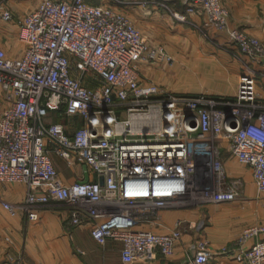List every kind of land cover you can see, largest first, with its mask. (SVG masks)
Segmentation results:
<instances>
[{"label":"built area","instance_id":"2783aa9c","mask_svg":"<svg viewBox=\"0 0 264 264\" xmlns=\"http://www.w3.org/2000/svg\"><path fill=\"white\" fill-rule=\"evenodd\" d=\"M155 4L182 24L200 13L201 32L227 35L247 59L235 97L183 96L143 85L141 60L174 61L163 48L147 46L121 11L86 0H42L19 18L0 3V24L15 29L20 46L9 54L0 45L7 104L0 113V184L26 189L21 203L2 202V208L35 223L40 209L58 206L68 213L69 229L87 227L100 245L122 243L124 264L174 255L182 223L158 233L164 212L238 198L242 184L227 172L223 150L250 169L264 194V101L257 92L264 72L254 67L264 64V40L229 30L223 0H183L184 11ZM53 114L63 123H48ZM78 119L82 125L71 130ZM51 155L82 166L86 179L64 183ZM263 233V226L251 227L236 253L219 254L264 264ZM188 250L191 264H210L215 256L205 239Z\"/></svg>","mask_w":264,"mask_h":264},{"label":"crops","instance_id":"0c3cea01","mask_svg":"<svg viewBox=\"0 0 264 264\" xmlns=\"http://www.w3.org/2000/svg\"><path fill=\"white\" fill-rule=\"evenodd\" d=\"M88 1L123 12L147 46L163 48L173 59V64L141 60L138 69L143 85L155 84L169 93L183 96L207 93L235 97L238 77L247 59L228 43L225 33L201 32L204 17L200 13L190 15L189 24H182L155 4L163 2L177 11H184L183 0H127V6L123 7L114 0ZM0 3L22 18L39 7L42 0H0ZM223 5L229 12V30L240 29L248 36L264 40V0H223ZM15 33L13 27L0 24V45L9 54L18 52L20 47ZM254 67L264 72L263 63ZM257 92L264 101V81H258ZM6 107L0 92V113ZM47 122L63 123V120L53 114ZM71 124V130L82 125L79 119ZM222 158L230 177L241 181L238 198L233 202L164 212V229L158 233L173 230L176 223H182L183 236L174 255L133 264H191L193 252H189L188 245L197 239L207 240L210 251L215 253L210 264H242L219 253L225 249L236 253L238 240L245 230L264 227V194L258 191L249 168L239 165L227 150H223ZM51 159L64 183L86 179L82 166H68L55 155H51ZM25 193L22 184H0V264L17 261L22 264H124L122 243L107 241L100 245L87 227L69 229L68 213L58 206L40 209L35 223L29 222L23 214L10 217L1 203L19 204ZM253 243L249 241L245 248Z\"/></svg>","mask_w":264,"mask_h":264},{"label":"water","instance_id":"95a60500","mask_svg":"<svg viewBox=\"0 0 264 264\" xmlns=\"http://www.w3.org/2000/svg\"><path fill=\"white\" fill-rule=\"evenodd\" d=\"M100 183L103 184V180L102 179L100 180Z\"/></svg>","mask_w":264,"mask_h":264},{"label":"trees","instance_id":"16d2710c","mask_svg":"<svg viewBox=\"0 0 264 264\" xmlns=\"http://www.w3.org/2000/svg\"><path fill=\"white\" fill-rule=\"evenodd\" d=\"M88 3H90L88 0H86Z\"/></svg>","mask_w":264,"mask_h":264}]
</instances>
